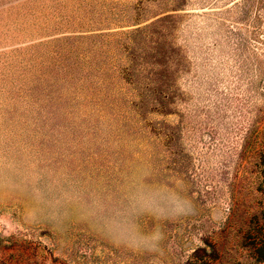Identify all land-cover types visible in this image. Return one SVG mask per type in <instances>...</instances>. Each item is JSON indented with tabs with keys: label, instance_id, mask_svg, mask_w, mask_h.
I'll list each match as a JSON object with an SVG mask.
<instances>
[{
	"label": "rangeland",
	"instance_id": "374dc122",
	"mask_svg": "<svg viewBox=\"0 0 264 264\" xmlns=\"http://www.w3.org/2000/svg\"><path fill=\"white\" fill-rule=\"evenodd\" d=\"M138 189L192 213L103 217ZM264 0H0V264H264Z\"/></svg>",
	"mask_w": 264,
	"mask_h": 264
},
{
	"label": "clouds",
	"instance_id": "9594fccd",
	"mask_svg": "<svg viewBox=\"0 0 264 264\" xmlns=\"http://www.w3.org/2000/svg\"><path fill=\"white\" fill-rule=\"evenodd\" d=\"M193 211L186 198L165 189H138L128 196L127 206L103 217L101 228L116 246L137 252L155 251L163 234L158 229L145 233L140 229L139 218L152 216L156 220L175 219Z\"/></svg>",
	"mask_w": 264,
	"mask_h": 264
},
{
	"label": "trees",
	"instance_id": "16d2710c",
	"mask_svg": "<svg viewBox=\"0 0 264 264\" xmlns=\"http://www.w3.org/2000/svg\"><path fill=\"white\" fill-rule=\"evenodd\" d=\"M262 247H264V243H262V245H261Z\"/></svg>",
	"mask_w": 264,
	"mask_h": 264
}]
</instances>
